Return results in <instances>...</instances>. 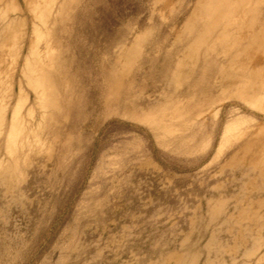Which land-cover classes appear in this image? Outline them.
Returning a JSON list of instances; mask_svg holds the SVG:
<instances>
[{
	"label": "rangeland",
	"instance_id": "1",
	"mask_svg": "<svg viewBox=\"0 0 264 264\" xmlns=\"http://www.w3.org/2000/svg\"><path fill=\"white\" fill-rule=\"evenodd\" d=\"M35 1L0 0V264H264V0Z\"/></svg>",
	"mask_w": 264,
	"mask_h": 264
},
{
	"label": "bare ground",
	"instance_id": "2",
	"mask_svg": "<svg viewBox=\"0 0 264 264\" xmlns=\"http://www.w3.org/2000/svg\"><path fill=\"white\" fill-rule=\"evenodd\" d=\"M34 1H35V0H34ZM39 1H40V0H39ZM41 1H42V3L45 5L44 7H46L47 4H48L47 0H41ZM49 1H50V0H49ZM35 2H36V1H35ZM39 4H40V3H39ZM51 4H52V3H51ZM34 5H35V4H34ZM37 5H38V4H37ZM12 6H13V5H12ZM32 6H33V5H32ZM35 6H36V5H35ZM49 6H50V4H49ZM37 7H38V6H37ZM41 7L44 9L43 6H41ZM34 8H36V7H33L32 10H35ZM42 8H41V9H42ZM48 9H49V8H48ZM59 9H60V8H59ZM210 9H211V7L209 8V10H210ZM51 10H52V9H51ZM13 11H14V10H13ZM35 11H36V10H35ZM44 11H45V10H44ZM44 11L42 10V12H44ZM49 11H50V10H49ZM60 11H61V10H60ZM37 12H38V11H37ZM45 12H46V11H45ZM38 13H39V12H38ZM38 13H37V14H38ZM40 13H41V12H40ZM40 13H39V15H40ZM37 14H36V15H37ZM42 14H43V13H42ZM50 14H51V13H50ZM208 14H209V13H208ZM39 15H38V16H39ZM34 17H35V16H34ZM40 17H41V16H40ZM40 17H39V18H40ZM36 18H37V17H36ZM41 18H42V17H41ZM44 19H45V18H44ZM40 22H41V21H40ZM43 22H44V21H43ZM44 25H45V24H44ZM37 30H38V29H37ZM37 32H38V31H37ZM37 32H36V33H37ZM42 33H43V32H42ZM49 33H50V32H49ZM40 34H41V33H40ZM246 68H247V67H246ZM254 72H255V71H254ZM43 75H44V74H43ZM47 80H48V79H47ZM36 82H37V81H36ZM42 83H43V82H39L37 86H41ZM32 84H33V83H32ZM43 85H44V84H43ZM34 91H36V90L34 89ZM51 94H52V93H51ZM37 97H38V95H37ZM51 97H52V95H51ZM256 105H257V103H256ZM256 105H255V107H257ZM257 109H258V108H257ZM163 117H164V116H163ZM229 125H230V124H229ZM230 126H231V125H230ZM14 127H15V126H14ZM230 128H231V127H230ZM228 129H229V127H225V132L228 131ZM224 145H226V144H224ZM218 151H219V150H218Z\"/></svg>",
	"mask_w": 264,
	"mask_h": 264
}]
</instances>
